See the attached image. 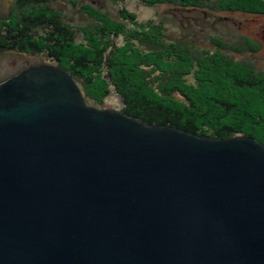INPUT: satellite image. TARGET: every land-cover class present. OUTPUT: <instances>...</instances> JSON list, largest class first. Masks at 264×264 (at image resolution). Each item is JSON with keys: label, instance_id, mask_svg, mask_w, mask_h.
<instances>
[{"label": "water", "instance_id": "95a60500", "mask_svg": "<svg viewBox=\"0 0 264 264\" xmlns=\"http://www.w3.org/2000/svg\"><path fill=\"white\" fill-rule=\"evenodd\" d=\"M0 264H264V143L92 105L33 65L0 83Z\"/></svg>", "mask_w": 264, "mask_h": 264}, {"label": "trees", "instance_id": "16d2710c", "mask_svg": "<svg viewBox=\"0 0 264 264\" xmlns=\"http://www.w3.org/2000/svg\"><path fill=\"white\" fill-rule=\"evenodd\" d=\"M137 1L147 7L264 15V0ZM81 9L92 20L86 26L67 21L53 0H15L0 16V51L44 56V63L74 76L92 105L102 106L115 91L122 111L149 124L217 138L248 134L264 143V73L224 53L225 44L217 51L203 48L172 36L165 21L140 22L124 6L121 20L93 5ZM243 46L259 49L251 39Z\"/></svg>", "mask_w": 264, "mask_h": 264}, {"label": "rangeland", "instance_id": "374dc122", "mask_svg": "<svg viewBox=\"0 0 264 264\" xmlns=\"http://www.w3.org/2000/svg\"><path fill=\"white\" fill-rule=\"evenodd\" d=\"M76 2V3H74ZM15 0H0V16L3 17L14 8ZM93 5L103 12L121 20L122 6L134 12L140 22L151 19L165 21L169 33L174 37H185L194 40L199 46L211 51L220 50L223 43L231 57L244 61L246 66L253 65L256 71L264 73V15L243 12H215L205 9H179L160 4L154 7L142 5L137 0H128L115 4L113 0H53V6L63 13L66 20L74 25L86 26L92 22L81 5ZM248 39L259 45L256 51H246L243 43ZM221 41V42H220ZM236 48V51L234 49ZM233 50V51H232ZM46 61L44 56L18 51H0V83L19 74L23 70ZM54 64V63H53ZM109 76V73H107ZM106 77H108L105 74ZM100 107L121 110V97L112 91L104 98Z\"/></svg>", "mask_w": 264, "mask_h": 264}, {"label": "flooded vegetation", "instance_id": "af4514ba", "mask_svg": "<svg viewBox=\"0 0 264 264\" xmlns=\"http://www.w3.org/2000/svg\"><path fill=\"white\" fill-rule=\"evenodd\" d=\"M263 15V14H262Z\"/></svg>", "mask_w": 264, "mask_h": 264}]
</instances>
